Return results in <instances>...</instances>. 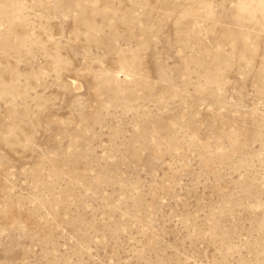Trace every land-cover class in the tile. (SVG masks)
<instances>
[{"label": "rangeland", "instance_id": "374dc122", "mask_svg": "<svg viewBox=\"0 0 264 264\" xmlns=\"http://www.w3.org/2000/svg\"><path fill=\"white\" fill-rule=\"evenodd\" d=\"M0 264H264V0H0Z\"/></svg>", "mask_w": 264, "mask_h": 264}]
</instances>
